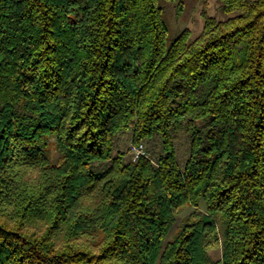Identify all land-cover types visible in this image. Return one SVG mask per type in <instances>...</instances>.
Listing matches in <instances>:
<instances>
[{
  "label": "trees",
  "instance_id": "trees-1",
  "mask_svg": "<svg viewBox=\"0 0 264 264\" xmlns=\"http://www.w3.org/2000/svg\"><path fill=\"white\" fill-rule=\"evenodd\" d=\"M160 2L0 0V264H264V0Z\"/></svg>",
  "mask_w": 264,
  "mask_h": 264
},
{
  "label": "rangeland",
  "instance_id": "rangeland-1",
  "mask_svg": "<svg viewBox=\"0 0 264 264\" xmlns=\"http://www.w3.org/2000/svg\"><path fill=\"white\" fill-rule=\"evenodd\" d=\"M161 7L165 13V20L168 26V39H175L181 32L188 29L191 32V39H195L202 31L204 18L203 14L215 17L217 20H224L226 16L220 10L219 0H161ZM50 148L52 157H57V152L53 142ZM144 151L146 155H150V151L153 147L148 141L143 143ZM152 147H151V145ZM136 144L131 140V133L127 130L121 132L116 139L115 149L116 152L121 151L126 153V159L132 160V147ZM156 148L160 150L159 142H157ZM178 157L183 161L188 156L189 140L186 132L179 134L178 139L175 141ZM201 210H204L203 204L200 206ZM195 211L194 207L186 205L176 214V221L172 228L171 236L180 228L184 221L190 217ZM221 247L214 248L209 251V255L214 261L221 258Z\"/></svg>",
  "mask_w": 264,
  "mask_h": 264
},
{
  "label": "built area",
  "instance_id": "built-area-1",
  "mask_svg": "<svg viewBox=\"0 0 264 264\" xmlns=\"http://www.w3.org/2000/svg\"><path fill=\"white\" fill-rule=\"evenodd\" d=\"M146 155L142 144L132 147V161L135 162L140 156Z\"/></svg>",
  "mask_w": 264,
  "mask_h": 264
}]
</instances>
